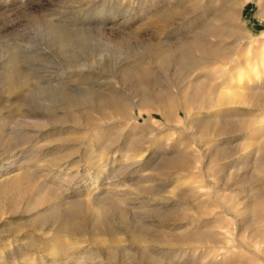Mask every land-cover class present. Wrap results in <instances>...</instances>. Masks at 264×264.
Instances as JSON below:
<instances>
[{
  "label": "rangeland",
  "instance_id": "rangeland-1",
  "mask_svg": "<svg viewBox=\"0 0 264 264\" xmlns=\"http://www.w3.org/2000/svg\"><path fill=\"white\" fill-rule=\"evenodd\" d=\"M232 6L238 33L209 42L244 44L240 66L230 55L185 73L146 57L158 80L147 87L168 91L156 105L171 117L140 107L122 78L135 55L184 40L198 23L223 27ZM161 9L178 13L155 25ZM182 16L192 24L172 31ZM83 28L87 40L65 51L54 42ZM13 54L22 58L14 84L2 80ZM76 57L93 67L72 68ZM263 59L264 0H0V264H264ZM208 72L241 94L191 105L194 80ZM61 87L94 89L101 105L65 113ZM109 94L126 97L124 116ZM176 154L186 167L168 163ZM150 185L160 191L142 192ZM113 196L120 205H105ZM207 224L215 241L182 240Z\"/></svg>",
  "mask_w": 264,
  "mask_h": 264
},
{
  "label": "bare ground",
  "instance_id": "bare-ground-1",
  "mask_svg": "<svg viewBox=\"0 0 264 264\" xmlns=\"http://www.w3.org/2000/svg\"><path fill=\"white\" fill-rule=\"evenodd\" d=\"M176 13H178V12H175L173 10H162L161 9V13L158 17V20L156 19L157 22L155 25H158V24L167 25L168 23L173 21L174 15ZM235 14H236L235 8L232 6L231 8L226 10L223 15H225V17L228 18V21H229V19L231 20V18H233V16ZM185 17H186V15H185ZM185 17L182 16V19H184V21L182 20L183 22H181L178 26L174 27V29L172 31H174L175 29H178L180 27V25H181V27H183L184 24L190 22V20H191L190 24H192V22H193L192 19L189 18L187 20V19H185ZM228 21H227L226 25H223V27L215 25L214 23H211V22L198 23L197 25H195L196 28L193 31L192 35H190L189 37L183 38L184 40H182V38H181V40L179 42L177 41L178 43H174V41L172 40L171 44L169 46L168 45L164 46L163 42H161V41L160 42L154 41L155 43H153L149 46L147 45V48H146L147 50L145 52H142L141 54L139 53L138 55H135L136 56L135 59L132 62H129L125 66V68L123 70L122 78H123L124 82H126L129 85V87L132 88L131 95L133 97H139V99H140L138 101V102H140L139 106L143 107L146 104L152 105L153 108L162 111L165 114V117H171V112H170L171 110L168 111L166 109L165 111H163V109H165L164 107H162L161 105H156V102L161 103V102L165 101V99L167 98V95H168V91L162 90L158 93H154L147 87V85L149 83L156 84L158 80L153 75L152 66L146 60V57L153 58L157 62H159L160 67L163 70H167L170 67V65H173V66H175L176 69L180 70L181 72H185V73H192L193 71L197 70L198 68L201 69V67L207 68L209 66L211 67V65H216L218 63L223 64L224 63L223 57H229L230 55H235V60H236L235 66L239 67L242 62L238 58H236L237 57L236 55L239 54L238 53L239 47H241L244 44L238 43L237 45L232 44V45H225L224 47H221L220 43H219V42H222L221 39H219L218 42L217 41L214 43L209 42L210 37H217V38L220 37L221 38L223 36V34L233 36V35H236L238 33L237 27L234 26L233 24H230L233 22H231V21L228 22ZM81 26H82V24H81ZM83 27H84V25H83ZM87 29L88 28L80 29L79 31H81L80 33H82V34L77 35L78 37L75 36V38L70 37L71 34H68L69 32L64 33V32H62L63 31L62 30L60 33H58V35H56L54 42L60 46V47L58 46L59 48H61L63 51H65V50H67V48L69 46L74 44L76 38L79 39L80 41L82 39L83 40L86 39L85 38L86 36H84V33H86L88 31ZM225 31H227L228 33H225ZM238 39H240V38H238ZM250 47L251 46L247 47L248 52L250 50ZM76 58L71 59V61L69 60V65H71V67L73 66L72 68L79 67V68H83V70H84L86 67H89V68L93 67V65H92L93 63L81 62L82 60L80 61L78 58L77 59ZM21 61H22V58L18 57L17 54H13L11 56L10 60L8 61L9 66L7 67L8 68L7 72L2 76V80L4 79L5 81H8L9 83H13V84L16 83L17 81H19L22 78L21 77L22 75L20 73V69H21L20 68V62ZM94 61H96L98 63V65H101L103 63L107 64V61L103 60V59L94 60ZM209 72H210V74L212 73L211 69ZM209 72H208V74L198 75L196 77V79L194 80L196 83V88H195L193 94L191 95L192 97L189 98L191 101V105H193L192 103H198L199 102L198 100H200V99L202 100V102L207 103L208 101L213 102V100L221 101L224 98H226L225 96H227V99L230 100L232 96H238L241 94L239 91H236V90L232 91L231 90V88L233 86L230 84L229 81L221 80L220 83L211 84V81L213 78L211 77ZM220 72L221 71L219 70L218 73H220ZM220 75H221V73H220ZM232 75H230V76L232 77ZM214 77L219 78V75L214 76ZM36 89H38V88H36ZM224 89H229L230 92H226V91H224ZM232 89L234 90V88H232ZM101 95H104V94H101ZM125 98H126L125 96L114 97L111 94H109L106 97L108 102L112 105V107L114 109H116L118 111V114H120L121 116L125 115V108L127 106V103L124 100ZM29 99H30L29 96H26V95H24V97L22 96V101L24 103L23 104L24 107L22 108L21 106H19L20 108H22L20 115L24 118L31 117V112H35V111H32V109H31V103H29ZM56 100H58L59 105L63 106L65 113H71V112L76 111V110L77 111L78 110H86V109L92 110V109H95L96 106L101 105V101H102L101 98L97 95V91H95L94 89H87V90L81 92L80 94H73L64 87H61V92L59 93L58 98ZM54 109L55 108H48L47 107V109H45L44 111H47L49 115H52ZM75 123H76V121H75ZM192 123H195L196 125L200 126L202 129H204L206 126L210 125V122L202 121L201 119H196V120L192 121ZM107 138H108V136H107ZM104 141H105V139H104ZM170 159H171V161H169L168 163L175 164L176 166H179V167H186V165L188 164V156L187 155L176 154L174 157H172ZM148 181H150V180H148ZM159 191H160V189L156 185H150L148 187H144V189L142 190V192H145V193H156ZM119 201L120 200L116 199V197L113 196V197L107 199L106 202H104V204L108 205L110 207H117L120 205ZM121 211H123V210H121ZM197 220L200 221L199 219H197ZM186 224H188V222ZM186 224H184L183 226L185 227ZM208 225L209 224H207L204 227V229H196L195 231L188 230L187 232L182 234V240L199 241V242L215 241L216 236L213 232L210 231ZM218 240H220V239H218Z\"/></svg>",
  "mask_w": 264,
  "mask_h": 264
}]
</instances>
